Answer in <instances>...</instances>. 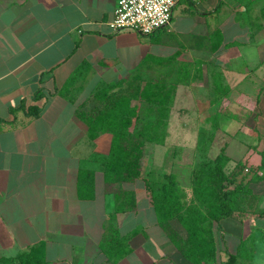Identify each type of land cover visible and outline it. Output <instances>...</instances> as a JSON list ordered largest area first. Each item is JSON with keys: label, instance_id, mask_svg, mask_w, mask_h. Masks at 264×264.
I'll return each instance as SVG.
<instances>
[{"label": "crops", "instance_id": "crops-1", "mask_svg": "<svg viewBox=\"0 0 264 264\" xmlns=\"http://www.w3.org/2000/svg\"><path fill=\"white\" fill-rule=\"evenodd\" d=\"M116 2L0 0V264L26 252L39 264H194L142 179H107L111 134L92 138L80 114L101 102L97 90L146 67L182 74L219 56L235 61L222 69L228 88L255 86L264 0H182L148 35L112 31ZM250 187L246 211L205 223L214 253L200 264H264V179Z\"/></svg>", "mask_w": 264, "mask_h": 264}, {"label": "rangeland", "instance_id": "rangeland-1", "mask_svg": "<svg viewBox=\"0 0 264 264\" xmlns=\"http://www.w3.org/2000/svg\"><path fill=\"white\" fill-rule=\"evenodd\" d=\"M232 62L235 61L219 56L203 59L190 63L182 74L175 69L156 71L146 67L105 92V98L128 96L133 103L140 104L137 112L140 121H155L159 116L158 107L138 102L139 90L150 81L163 84L169 91L171 110L164 143H146L143 164L155 180L160 181L165 173L179 185L181 182V196L186 204L193 200L191 170L201 164L212 166L220 152L228 157L226 172L234 175L237 183L245 182L253 193L251 183H258L264 177V168H260L261 152H264V76L249 89L235 90L236 85L230 89L224 82L231 84L232 73L222 69ZM107 76L108 82L114 81L112 76ZM92 86L90 83L82 96ZM103 89L99 90L104 92ZM88 104L83 112L95 115L103 109L104 100L98 103L92 99Z\"/></svg>", "mask_w": 264, "mask_h": 264}, {"label": "trees", "instance_id": "trees-1", "mask_svg": "<svg viewBox=\"0 0 264 264\" xmlns=\"http://www.w3.org/2000/svg\"><path fill=\"white\" fill-rule=\"evenodd\" d=\"M118 84L119 82L109 83L104 87V92H95L96 98L104 100L103 109L98 113L80 114L88 125L92 138L99 132L111 134L105 162L108 173L106 177L122 181L142 179L160 215V225L174 245L181 247L184 242L186 253L194 264L207 262L214 253V240L210 231L204 233L205 223L219 222L235 212L246 211L245 207L252 204L254 193L247 188L245 182L237 183L235 176L226 172L224 168L228 157L223 152L216 155L212 166L201 164L191 170L193 200L189 204L183 201L180 185L168 174H159L161 180H155L145 170L143 148L148 142L164 143L166 120L171 110L170 93L163 84L146 82L139 90L138 102L145 101L157 106L159 116L155 121H140L137 113L140 104L133 103L128 96L105 98V92ZM220 88L221 85H218V89ZM136 121L139 122L137 126ZM260 168H264V152H261ZM169 220L181 225L186 233L184 237L172 227ZM17 259L19 264H39V259H35L31 252L20 254Z\"/></svg>", "mask_w": 264, "mask_h": 264}, {"label": "built area", "instance_id": "built-area-1", "mask_svg": "<svg viewBox=\"0 0 264 264\" xmlns=\"http://www.w3.org/2000/svg\"><path fill=\"white\" fill-rule=\"evenodd\" d=\"M180 1L117 0L108 25L114 32L129 29L148 35L169 24L173 8Z\"/></svg>", "mask_w": 264, "mask_h": 264}]
</instances>
